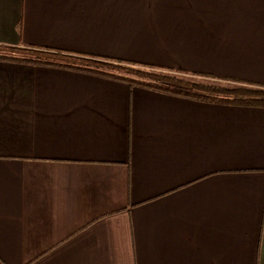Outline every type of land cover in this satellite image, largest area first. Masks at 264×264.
<instances>
[{"label": "crops", "instance_id": "0c3cea01", "mask_svg": "<svg viewBox=\"0 0 264 264\" xmlns=\"http://www.w3.org/2000/svg\"><path fill=\"white\" fill-rule=\"evenodd\" d=\"M0 42L264 84V0H0ZM0 264H264V108L0 61Z\"/></svg>", "mask_w": 264, "mask_h": 264}, {"label": "trees", "instance_id": "16d2710c", "mask_svg": "<svg viewBox=\"0 0 264 264\" xmlns=\"http://www.w3.org/2000/svg\"><path fill=\"white\" fill-rule=\"evenodd\" d=\"M0 61L79 71L201 102L264 108V84L207 73L175 71L154 65L2 42ZM209 78L227 83L204 81Z\"/></svg>", "mask_w": 264, "mask_h": 264}, {"label": "rangeland", "instance_id": "374dc122", "mask_svg": "<svg viewBox=\"0 0 264 264\" xmlns=\"http://www.w3.org/2000/svg\"><path fill=\"white\" fill-rule=\"evenodd\" d=\"M172 70H174V69H172ZM175 71H179V70H175ZM198 78H201V77H198ZM202 79V78H201ZM204 80V79H203ZM204 81H207V82H210V83H213V82H218V83H227V81H222L221 80V82H220V80L219 81H216V80H213V79H207V80H204Z\"/></svg>", "mask_w": 264, "mask_h": 264}]
</instances>
